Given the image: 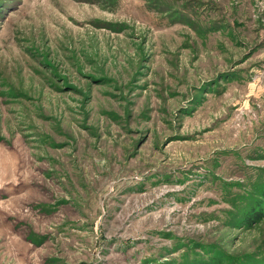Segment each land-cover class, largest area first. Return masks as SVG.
<instances>
[{"label": "rangeland", "instance_id": "rangeland-1", "mask_svg": "<svg viewBox=\"0 0 264 264\" xmlns=\"http://www.w3.org/2000/svg\"><path fill=\"white\" fill-rule=\"evenodd\" d=\"M264 0H0V264H264Z\"/></svg>", "mask_w": 264, "mask_h": 264}, {"label": "trees", "instance_id": "trees-1", "mask_svg": "<svg viewBox=\"0 0 264 264\" xmlns=\"http://www.w3.org/2000/svg\"><path fill=\"white\" fill-rule=\"evenodd\" d=\"M263 195H264V192H263ZM264 197V196H263Z\"/></svg>", "mask_w": 264, "mask_h": 264}]
</instances>
